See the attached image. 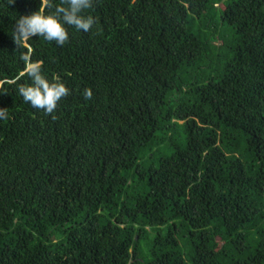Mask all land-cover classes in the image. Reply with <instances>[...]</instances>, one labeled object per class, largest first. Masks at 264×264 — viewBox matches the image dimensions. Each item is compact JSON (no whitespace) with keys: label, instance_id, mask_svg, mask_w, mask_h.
I'll return each mask as SVG.
<instances>
[{"label":"trees","instance_id":"1","mask_svg":"<svg viewBox=\"0 0 264 264\" xmlns=\"http://www.w3.org/2000/svg\"><path fill=\"white\" fill-rule=\"evenodd\" d=\"M40 8L0 0V264H264V0H92L18 40Z\"/></svg>","mask_w":264,"mask_h":264},{"label":"clouds","instance_id":"2","mask_svg":"<svg viewBox=\"0 0 264 264\" xmlns=\"http://www.w3.org/2000/svg\"><path fill=\"white\" fill-rule=\"evenodd\" d=\"M13 2V0H12ZM45 7L54 9L45 14L40 8L31 14L22 15L16 22V38L28 40L33 37H43L45 41L64 45L69 39L68 27L88 32L95 23L91 15H85V10L92 7V0H64V5H54L52 0H45ZM26 63V74L31 84L19 88L23 100L33 108L52 114L62 98L69 94V89L63 82H49L42 74L41 64L30 62L28 55L22 56ZM86 99L91 98V92L84 93ZM0 111V118L5 117Z\"/></svg>","mask_w":264,"mask_h":264}]
</instances>
